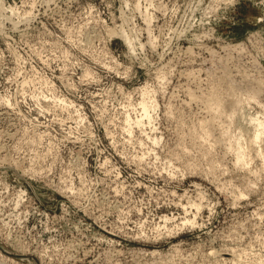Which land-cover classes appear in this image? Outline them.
Segmentation results:
<instances>
[{"label": "rangeland", "instance_id": "obj_1", "mask_svg": "<svg viewBox=\"0 0 264 264\" xmlns=\"http://www.w3.org/2000/svg\"><path fill=\"white\" fill-rule=\"evenodd\" d=\"M227 1L0 0V264H264V162L200 127L264 82V0Z\"/></svg>", "mask_w": 264, "mask_h": 264}, {"label": "bare ground", "instance_id": "obj_2", "mask_svg": "<svg viewBox=\"0 0 264 264\" xmlns=\"http://www.w3.org/2000/svg\"><path fill=\"white\" fill-rule=\"evenodd\" d=\"M227 2H232V0H228ZM149 19L151 21L152 18L149 17ZM126 41H128V40H126ZM223 64H225V63H223ZM256 66L254 65V67H256ZM256 68H257V70L259 69L258 67H256ZM256 68H254V69H256ZM221 69H222V67H221ZM225 69H227L226 65H224V70L223 69L222 70L223 71L228 70V69L227 70H225ZM222 75H223V73H222ZM244 76H245L244 77L245 80H247L248 79L247 77H249L247 75H244ZM158 77H160V75ZM219 77L217 80H219V81L221 80V82L224 84V86L227 87L226 92L222 93L223 91L220 89L219 90L221 92L220 91L216 92L217 87L219 86L218 83H220L219 81H217L218 86L217 87L215 86L216 87L215 91L213 90L209 94L210 96L207 95V97H209V98L207 99V97H205L206 101H204L203 98H201L203 100V102H205V103L207 102L206 103L207 104V106H206L207 110H209V112L212 114L210 121H208L206 123H202L200 125V127L204 130L203 133H205V135L207 137V134H209L208 130H209L210 124H211V127L212 126L214 127L215 123L218 125L223 124V126H226L225 127L226 129L224 130L223 135L221 134L222 135L221 138H223V141H225V144L230 149V151L233 150L232 152H235V154H236V155L234 154L236 157L235 162H234L236 165L235 167L240 166V170H241V168H242V170L248 168V166H249L248 159L253 157L252 153L254 151L256 152L255 156L262 159V162H264V151H263L264 147L262 148V144H264V119H263L264 114H261V113L260 114L259 113L253 114L251 112H248L247 108H246V105L249 106L252 101H258V99L262 96V94L264 92V82H257L254 79L252 80L250 77L249 78L252 81H250V80L245 81L243 78L242 80L244 82H242V80L240 81V82H242V84H241L242 86H241L240 83H239V85L237 84L238 81H236L235 79L232 80L231 77H229V74H224V76L221 77L220 79H219ZM234 80L236 83H234ZM218 88H220V87H218ZM242 93H244L245 95ZM191 96H192V94H191ZM143 97H144L143 101L140 103L141 114L139 115V118L132 121L130 119V117H128L126 122H125L126 125H128V127H130L129 129H131V127L133 125H135L136 127L143 126L145 123L151 125L156 120L155 115H156V110L158 108V103L156 101V97L148 96V92L147 93L144 92ZM193 97H194V94H193ZM195 98L198 99L197 97H195ZM237 113H239L238 114L240 117L239 119H241L244 124L240 125L241 127L239 126L240 127L239 130L237 129L239 131L238 134L233 135V132H232L233 128H231V125L233 124L232 123L233 119L235 118V115ZM220 128L224 129V127H222V125H221V127L219 126L218 129H220ZM196 131L197 130L195 129L194 132H192V133H197V135L194 134L193 136L199 135V133ZM222 131L220 130V132H222ZM245 132L248 133V135L251 139V142H250L251 146L254 144L253 146H256L255 149L257 148L256 150H254L250 153L248 152V150H252V149L251 148L245 149V146H243V144H242V139L244 137ZM209 135L211 136V134H209ZM191 136H192V134H191ZM207 138H209V136ZM201 139L202 138H200V140ZM195 140H197L196 137H195ZM247 140H248V138H247ZM157 141H155L154 143H157ZM198 141H199V139H198ZM200 144H201V142H200ZM203 144H205V142H203ZM203 146H205V145H203ZM229 149H227V150L229 151ZM243 171H248V169L243 170ZM250 171H251V169H250ZM252 186L251 187L249 186L250 188L249 187L248 188L251 189ZM242 195L243 194L240 192L239 196H242ZM186 222L190 223V221H186Z\"/></svg>", "mask_w": 264, "mask_h": 264}]
</instances>
